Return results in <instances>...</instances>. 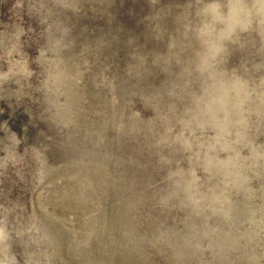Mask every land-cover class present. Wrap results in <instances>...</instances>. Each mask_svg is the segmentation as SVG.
I'll return each instance as SVG.
<instances>
[{
    "label": "rangeland",
    "instance_id": "rangeland-1",
    "mask_svg": "<svg viewBox=\"0 0 264 264\" xmlns=\"http://www.w3.org/2000/svg\"><path fill=\"white\" fill-rule=\"evenodd\" d=\"M0 264H264V0H0Z\"/></svg>",
    "mask_w": 264,
    "mask_h": 264
}]
</instances>
